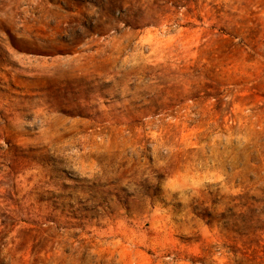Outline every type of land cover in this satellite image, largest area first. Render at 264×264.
<instances>
[{
    "label": "rangeland",
    "instance_id": "obj_1",
    "mask_svg": "<svg viewBox=\"0 0 264 264\" xmlns=\"http://www.w3.org/2000/svg\"><path fill=\"white\" fill-rule=\"evenodd\" d=\"M233 205L264 208V0H0V264H190Z\"/></svg>",
    "mask_w": 264,
    "mask_h": 264
},
{
    "label": "trees",
    "instance_id": "obj_2",
    "mask_svg": "<svg viewBox=\"0 0 264 264\" xmlns=\"http://www.w3.org/2000/svg\"><path fill=\"white\" fill-rule=\"evenodd\" d=\"M194 212L214 240L190 264H264V208L233 205Z\"/></svg>",
    "mask_w": 264,
    "mask_h": 264
}]
</instances>
